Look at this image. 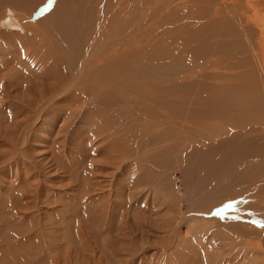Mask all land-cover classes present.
I'll return each instance as SVG.
<instances>
[{
	"label": "rangeland",
	"instance_id": "obj_1",
	"mask_svg": "<svg viewBox=\"0 0 264 264\" xmlns=\"http://www.w3.org/2000/svg\"><path fill=\"white\" fill-rule=\"evenodd\" d=\"M58 1L0 0V264H264V203L255 201L261 193L248 188L264 170V138L239 148L233 137L247 140L251 134L243 139L233 133L247 125L248 116L239 118L206 79L183 82L174 76L189 67L190 56L195 59L194 12L181 11L193 0H174L163 20L150 24L143 36L136 34L139 41L124 36L130 54L122 49L102 71L88 70L81 83L85 98L79 84V91L71 88L60 104L54 100L43 111L41 100L54 92L55 81H68L84 52H90L89 43L103 44L110 36L108 24L106 31L98 30L101 40L92 39L94 20L109 22V12H122L118 0H63L72 21L66 27L71 35L64 34L52 24L53 10L63 3ZM118 31H126L125 24ZM232 36L237 43L229 46L222 44V35L218 38L224 57L248 54L244 35ZM135 41L142 47L139 54L131 46L137 47ZM36 42L44 47L37 46V52ZM241 68L249 73L248 60ZM240 81L255 91L249 92V105H264V90L250 87L248 77ZM222 140L225 151L218 148ZM258 145L263 161L258 155L262 164L254 165L247 157Z\"/></svg>",
	"mask_w": 264,
	"mask_h": 264
},
{
	"label": "bare ground",
	"instance_id": "obj_2",
	"mask_svg": "<svg viewBox=\"0 0 264 264\" xmlns=\"http://www.w3.org/2000/svg\"><path fill=\"white\" fill-rule=\"evenodd\" d=\"M60 1V0H59ZM58 1V2H59ZM65 1V0H64ZM64 1L62 0L63 3H60L59 6L53 10V12L57 11L58 12L55 14V12H50V13H53V17H55L54 19V23H52L53 25H55L56 27H58L60 30H62V33L64 34H70L68 33L70 31V28H66L67 27V24H68V21L71 19L68 18V16L66 15V12L68 11V9L70 8H67L66 10L63 11V9H65V5L67 6L68 4H64ZM92 2V1H91ZM103 2V1H102ZM110 2V1H109ZM128 0H118L116 2V6L118 9H120V13H118L117 11H114V12H109L107 14L108 18H110V21L109 22H103L99 19H97V21L94 20V22H96V31L97 32H92V34L94 33V35H92V39H94L96 36L99 37L97 39H100L103 38L102 36H98V30L101 31V29H104L105 28V25H108L110 24V27L109 29L111 28V32H110V36L109 34H107L108 37L106 39V42L108 43L107 45H103V44H106L102 42H91L89 43V46H90V52H88V54L86 53V51L84 52V57L83 59H81L82 61L78 63V65L75 67L74 71L72 72V74L70 73V78L68 81H65L66 82H59V81H55V88H54V92L53 93H49L50 95L46 98H44L43 100H41V103H40V109L43 110V108L47 107V105H50L51 103L53 104L54 103V100H56V103L57 104H60L63 99H64V96L65 94L71 90V88L73 89V87H77L76 90H78L79 88V84L82 83L83 79L85 81V76L88 73V70H95V71H102L103 68H104V64L109 62V60H113L114 57L117 58L116 56L120 53L119 51L122 50L121 53H124L126 55H129L130 54V51H129V40H126L124 38V36L128 35V34H131L133 36L131 37H134L136 38V34L137 35H142L149 29V25L150 24H156L158 23V21L160 20H163L164 19V16L165 14L168 12V10L170 8H173V2L174 0H133V2H129ZM182 2V1H181ZM187 2H185V4H183V8L181 7V11L184 13V12H194V15L192 17V21H194L195 23V28H193V32H197V41L195 42V44L192 45V49L195 51V59H192L193 55L190 56V62L191 64L189 65V67L187 68H182V69H178L175 73H174V76H176V79L178 81H192V80H197L199 82H203L202 80L203 79H206V83L211 86L210 88H213L214 90V87L219 88V95H224L227 97L228 99V102H230L231 104H228L230 110L231 109H234V112H236L238 115H239V118L243 119V115H246L248 116V122L247 125L243 128L241 127H238L237 129L235 128V130L237 131H234V135H240L239 137H249V134H251V137L248 138L247 140H241V138H238V137H233V140L236 141V140H240L237 141V143H239L238 147L240 146V144H244V142L246 144H249L251 145L252 143L258 141L261 137L264 138V110L261 111L262 108H260V113L257 111V107H261L263 106L264 108V105H258V106H255V107H252L253 105H249L250 101H249V92L250 93H255V91L253 90H247V89H244L242 87L243 85V82L240 81V79H243L244 77H248L250 80H251V83H250V87H255L257 88L258 90H264V85L262 86V79L264 81V12H263V2L264 0H207V2L205 3L203 0H193L192 1V5H190V7H187ZM57 4V3H56ZM64 4V5H63ZM89 4V2H88ZM103 4V3H102ZM104 4H106V2H104ZM111 4V3H110ZM71 5V4H70ZM84 5V4H83ZM98 4H96V7H97ZM73 6V4H72ZM76 6V5H75ZM106 6H109V4L107 3ZM113 6V5H112ZM130 6H132L130 8ZM189 6V5H188ZM60 7H63V8H60ZM85 7V6H84ZM93 7V6H92ZM95 7V8H96ZM110 7V6H109ZM59 8V9H58ZM104 8V7H103ZM106 8V7H105ZM101 9V8H100ZM98 9V10H100ZM109 9V8H107ZM112 9V7L110 8ZM109 9V10H110ZM97 10V8L95 9ZM91 11V9H90ZM103 11V9H102ZM15 12V11H14ZM105 13V11H103ZM91 13L93 14V12L91 11ZM152 13L156 14V17L157 19L155 20H152L151 19V15ZM124 14V15H123ZM16 18L17 14L14 13L13 14ZM73 15V14H72ZM89 15V14H88ZM137 16V19L135 20L134 19V16ZM19 16V15H18ZM49 16V15H48ZM94 16V14H93ZM125 16L126 19L124 18H121ZM79 17V16H77ZM1 18V17H0ZM4 18V17H3ZM20 18V17H19ZM5 19V18H4ZM52 19V18H51ZM77 19V18H76ZM84 19V18H83ZM18 20V19H17ZM88 20V19H87ZM92 21V19H91ZM152 21V22H151ZM78 22V21H76ZM82 22V20H81ZM111 22V23H110ZM128 24H127V23ZM142 22H146L147 24L144 25L143 27H141L138 31H136V28L140 27V24ZM151 22V23H150ZM20 23V22H19ZM87 23V22H86ZM92 23V22H91ZM71 24H72V21H71ZM83 24V23H82ZM81 24V25H82ZM88 24V23H87ZM93 24V25H95ZM125 24V27H126V31L124 32H119V27L121 25H124ZM15 26V25H14ZM54 27V26H53ZM56 27H54L56 29ZM83 27V25H82ZM35 27H33L34 29ZM107 28V27H106ZM105 28V29H106ZM26 29V28H25ZM38 29V28H37ZM55 29H53V31H55ZM82 29V28H81ZM104 29V30H105ZM12 30V29H11ZM40 30V29H39ZM59 30V31H60ZM103 30V31H104ZM209 30V31H208ZM95 31V30H94ZM106 31V30H105ZM104 31V33H105ZM108 31V30H107ZM206 31V32H205ZM208 31V32H207ZM241 32L243 35H244V38H245V44L247 45V52L248 54L246 55H242V54H237V56H233V57H224V49H221L219 48L218 46L221 45V40H219V36L222 35L223 36V41H222V44L224 45H230V44H234L236 42L235 38H237V36L235 38H233L232 34L234 33H237V32ZM48 32V31H47ZM46 32V33H47ZM61 32V31H60ZM91 32V31H90ZM88 32L87 35L90 33ZM38 33V32H37ZM45 33V34H46ZM103 33V32H102ZM51 34V33H50ZM82 34V33H81ZM84 34V33H83ZM196 34V33H195ZM40 35V34H39ZM71 35V34H70ZM80 35V34H79ZM90 35V34H89ZM101 35V33H100ZM103 35V34H102ZM51 36V35H50ZM61 36V35H59ZM41 37V36H40ZM56 37V36H55ZM64 37V36H63ZM73 37V36H72ZM79 37V36H78ZM89 37V38H91ZM129 37V35L127 36ZM39 38V37H37ZM42 38V37H41ZM62 38V36H61ZM85 38H87L85 36ZM239 38V37H238ZM243 38V37H240V39ZM45 39V38H44ZM240 39H238V43L242 42ZM38 40V39H37ZM40 40V38H39ZM65 40V39H64ZM67 40V39H66ZM136 40H138V37L136 38ZM42 41H45V40H42ZM84 41L86 42V40L84 39ZM90 41V40H89ZM88 41V42H89ZM139 41V40H138ZM137 43V47L135 46L136 44H134V42L131 44L132 47L136 48L134 53H137V52H140L142 47L140 46V43L135 41ZM87 43V42H86ZM128 45H127V44ZM237 43V42H236ZM41 43L40 42H36L34 43L33 45L35 46L33 49L34 51L36 50L35 48L38 46L39 49H41ZM84 44V43H83ZM72 45V44H71ZM86 45V44H84ZM244 45V44H243ZM130 46V45H129ZM245 46V45H244ZM37 47V50L39 51ZM79 47V46H77ZM83 47V46H82ZM44 48V47H43ZM118 50H117V49ZM31 49V48H29ZM36 50V52H37ZM72 50V49H71ZM183 50V49H182ZM29 51V50H28ZM28 51L26 50V53H28ZM43 51L40 50V52ZM192 51V50H191ZM192 51V53L194 52ZM52 52V51H51ZM68 52V51H67ZM184 52H188V50L184 49ZM182 52V53H184ZM228 52H230L228 50ZM32 52H30L29 54H31ZM34 53V52H33ZM48 53V52H47ZM71 53V51H70ZM40 54V53H39ZM50 54V52H49ZM139 54V53H137ZM29 58H30V55H28ZM36 56V55H35ZM58 56V55H57ZM74 56V55H73ZM73 56L71 58L70 56V59H73ZM121 56V55H120ZM125 56V55H124ZM123 57V56H121ZM126 57V56H125ZM136 57V56H135ZM47 58V57H46ZM50 58V57H49ZM75 58V56H74ZM120 58V57H118ZM69 59V58H67ZM32 60V59H31ZM243 60H248V65H249V73L248 74H245L244 73V70L241 68L242 67V63H243ZM42 61V60H41ZM117 61L119 62L120 59H117ZM123 60H121L122 62ZM40 62V61H39ZM74 62V60H73ZM113 62V61H111ZM115 62V61H114ZM119 62V63H121ZM48 63V62H47ZM71 64V63H70ZM115 64H118V63H115ZM125 64L126 65H131L130 62H129V58H127L125 60ZM37 65V64H36ZM69 65V64H68ZM119 65V64H118ZM61 67V66H60ZM115 67H118L115 65ZM40 68V67H39ZM49 68V67H48ZM125 68V67H124ZM240 68V69H239ZM51 69V68H50ZM62 69V68H60ZM113 69L115 68H112V71ZM239 69V70H238ZM110 70V69H109ZM117 70V69H116ZM51 71V70H50ZM92 71V72H93ZM115 71V70H114ZM113 71V72H114ZM119 71H120V67H119ZM59 72V71H58ZM90 72V71H89ZM106 72V71H105ZM111 72V71H110ZM118 73V70L116 71ZM123 72V71H121ZM260 72V74H259ZM63 73V71H62ZM101 73V72H100ZM103 73V72H102ZM2 74V73H1ZM49 74V73H48ZM65 74V73H63ZM69 74V73H68ZM96 74V72H95ZM62 75V74H61ZM102 75V74H101ZM110 75V74H109ZM144 75V73H143ZM261 75V76H260ZM89 75H87V79L89 78L88 77ZM111 76V75H110ZM120 76V75H118ZM63 77V76H62ZM65 77V75H64ZM113 77V76H112ZM115 77V76H114ZM262 77V78H261ZM91 78V77H90ZM41 79V78H40ZM63 79V78H62ZM86 79V80H87ZM99 79V78H98ZM112 79V78H111ZM110 79V80H111ZM120 79H121V76H120ZM132 79V78H131ZM149 79V78H148ZM91 80V79H90ZM83 81V84H85ZM95 81V80H93ZM99 81V80H98ZM113 81V80H112ZM118 81V80H116ZM132 82V80H130ZM177 81V82H178ZM204 81V82H205ZM88 81H86L87 83ZM103 82V81H102ZM108 82V81H107ZM115 82V80H114ZM113 82V83H114ZM136 82V81H135ZM90 83V82H88ZM126 83V82H125ZM153 83V82H152ZM160 83V82H159ZM96 84V83H94ZM93 84V85H94ZM121 84V83H119ZM124 84V82H123ZM148 84V83H146ZM52 85V84H51ZM88 84H86V87H87ZM105 85V84H104ZM122 85V84H121ZM119 85V89H120V86ZM43 86V85H42ZM53 86V85H52ZM82 86V84L80 85V87ZM99 86V85H98ZM145 86V85H143ZM148 86V85H147ZM159 86V85H158ZM161 86V85H160ZM51 87V86H50ZM83 87V86H82ZM82 87L80 90L81 92V95H83V92H82ZM85 87V86H84ZM83 87V89H84ZM89 87V86H88ZM110 87V86H109ZM108 87V88H109ZM113 87V86H112ZM150 87V86H148ZM171 87V86H170ZM99 88V87H98ZM97 88V89H98ZM111 88V87H110ZM159 88V87H158ZM215 88V89H216ZM87 89V88H86ZM84 89V90H86ZM137 89V88H136ZM147 89V88H146ZM75 90V89H74ZM78 90V91H79ZM138 90V89H137ZM154 90V89H153ZM242 90V92H241ZM90 91V90H88ZM98 91H100V89H98ZM209 91V90H208ZM224 92L223 94L221 92ZM109 92V91H108ZM107 92V93H108ZM112 92V90H110V93ZM210 92V91H209ZM216 92V91H215ZM45 93V92H44ZM76 93V91H75ZM90 93V92H89ZM101 93V92H100ZM149 93V92H148ZM218 93V92H217ZM216 93V94H217ZM92 94V93H91ZM96 94H97V91H96ZM104 94V93H103ZM109 94V93H108ZM115 93L112 92V95H114ZM132 94V93H131ZM166 94V93H165ZM262 94V97H263V100H264V92L261 93ZM105 95V94H104ZM118 95V94H116ZM115 95V96H116ZM256 95V94H255ZM41 96V95H40ZM43 96V95H42ZM77 96V95H76ZM84 96V95H83ZM98 95H95V98L97 97ZM103 96V95H102ZM109 96L112 98V96L109 94ZM124 96V95H123ZM210 96V95H209ZM86 96H84L85 98ZM219 97V96H218ZM62 98V99H61ZM94 98V97H93ZM99 98V97H98ZM109 98V97H108ZM110 98V99H111ZM116 98V97H115ZM122 98V97H121ZM128 98V97H127ZM130 98V96H129ZM156 98V96H155ZM170 98V96H169ZM67 98H65L66 100ZM78 99V98H77ZM87 99V98H86ZM118 99V97L116 98ZM143 99H146V98H143ZM142 99V100H143ZM154 99V98H153ZM217 99V98H216ZM79 100V99H78ZM100 100V99H99ZM105 100V99H104ZM107 100V98H106ZM115 100V99H113ZM112 100V101H113ZM125 100V99H124ZM123 100V101H124ZM158 100V99H157ZM160 100V99H159ZM225 100V99H224ZM237 103H233L232 101H237ZM109 101V100H108ZM107 101V103H108ZM116 101V100H115ZM132 101V100H131ZM141 101V100H140ZM145 101V100H144ZM72 102V100H71ZM77 102V101H76ZM101 102V101H100ZM119 102V101H118ZM163 102V101H162ZM75 103V101H74ZM73 103V104H74ZM95 103V101H94ZM97 104H99L98 102H96ZM102 103V102H101ZM120 103H121V100H120ZM119 103V104H120ZM169 103V102H168ZM92 104V103H91ZM109 104V103H108ZM116 104V103H115ZM133 104V103H132ZM158 104V103H157ZM77 105V104H76ZM75 105V106H76ZM96 104H94L95 106ZM103 105V104H102ZM101 105V107H102ZM118 105V104H117ZM135 105V104H134ZM74 106V107H75ZM100 106V104H99ZM111 106V105H110ZM139 106V105H138ZM159 107L161 106L158 105ZM39 107V106H38ZM36 107V108H38ZM58 107V106H57ZM96 107V106H95ZM121 107V106H119ZM122 107H123V104H122ZM137 107V106H136ZM144 107V106H143ZM228 108V109H229ZM101 109V108H100ZM117 109V108H116ZM122 109V108H121ZM131 109V108H130ZM45 110V109H44ZM43 110V111H44ZM63 110V109H62ZM143 110V109H142ZM243 110H245V112L243 113ZM40 111V110H39ZM42 112H40L36 117H35V121H37L36 119L40 120V116L42 115ZM64 111V110H63ZM116 111V110H115ZM126 111V110H125ZM128 111V110H127ZM247 111V112H246ZM47 112V111H46ZM120 113V112H123V109L122 111H116V113ZM130 112V111H128ZM164 112V111H163ZM256 112V114L254 115V113ZM263 112V117L261 116ZM230 113V112H229ZM70 114V112H69ZM130 114V113H129ZM128 114V116H129ZM165 114V113H164ZM248 114V115H247ZM261 114V115H260ZM83 115V114H82ZM119 114H117L118 116ZM122 114H120L121 116ZM260 115V116H259ZM100 116V115H99ZM119 116V117H120ZM126 116V115H124ZM123 115L121 117H124ZM141 116H142V113H141ZM139 117V116H135V119H142V117ZM143 116L145 117V115L143 114ZM235 116V115H234ZM55 117L56 118H59V113L55 114ZM127 117V116H126ZM134 117V116H133ZM232 117V116H231ZM82 119V118H81ZM134 119V118H133ZM238 119V118H237ZM250 119V121H249ZM86 120V119H85ZM97 120V119H96ZM226 120V119H225ZM232 119H230L231 121ZM235 120V119H234ZM17 121V120H16ZM123 121V120H122ZM162 121V120H161ZM34 122V121H33ZM227 122V121H226ZM30 123V122H29ZM28 123V124H29ZM37 123V122H36ZM89 123V121H88ZM237 123V122H235ZM234 123V124H235ZM32 124V123H30ZM30 124L29 126H27L26 129H28V127H30ZM143 124V123H142ZM146 124V123H144ZM33 125V124H32ZM138 125V124H137ZM237 126V124H235ZM35 126V125H34ZM120 127V126H119ZM239 128H241L239 130ZM31 129V128H30ZM231 130V129H230ZM25 131V130H24ZM236 133V134H235ZM120 134V133H119ZM144 134V133H143ZM231 133V135H233ZM172 135V134H171ZM260 135V136H259ZM119 136V135H117ZM121 136V134H120ZM112 138V137H111ZM117 138V137H116ZM120 138V137H119ZM210 138V137H209ZM213 138V137H212ZM211 138V139H212ZM237 138V139H236ZM91 139V138H90ZM214 139V138H213ZM227 139V138H226ZM244 139V138H243ZM224 140V139H223ZM222 140V142L220 143H223L224 145H218L220 148V150L223 148L224 151H225V143L224 141ZM233 140H229V141H232ZM215 141V139H214ZM228 141V143H229ZM264 141V140H263ZM262 142V141H260ZM259 142V143H260ZM177 143V142H176ZM228 143L226 145H228ZM257 143V142H256ZM233 144L235 147V143H231ZM255 144V143H254ZM230 145V144H229ZM21 146V145H20ZM244 146V145H243ZM242 146V147H243ZM262 145H258L257 147L256 146H253L254 148L256 147L257 149H255V152L256 154H253V155H250L248 156L247 153L245 155H247L248 157V162H251V164L253 163L254 165H258V164H262V153L259 151L261 148L263 147H260ZM241 147V146H240ZM239 147V148H240ZM249 147V146H248ZM22 148V147H21ZM217 148V146L215 147V149ZM217 148V149H218ZM232 148V147H231ZM237 148V147H236ZM250 148V147H249ZM234 149V148H233ZM242 149V148H241ZM253 152V148H250ZM219 150V149H218ZM218 150H214V151H217ZM240 150V149H239ZM245 150L246 147H245ZM249 150V149H248ZM262 150V149H261ZM241 151V150H240ZM221 152V151H220ZM230 152V151H229ZM239 152V151H238ZM242 152V151H241ZM240 152V153H241ZM251 152V151H250ZM249 152V153H250ZM123 154V152H121ZM219 153V152H218ZM222 153V152H221ZM220 153V155H221ZM239 153V154H240ZM14 154V153H13ZM16 154V153H15ZM224 154V152L222 153ZM238 154V153H237ZM244 154V153H243ZM217 156H219L218 154H216ZM225 155V154H224ZM244 155V156H245ZM258 155L261 157L260 159L262 160L261 162L259 161V157ZM264 155V153H263ZM123 157V155H121ZM227 156V155H226ZM229 156V155H228ZM235 156H236V152H235ZM230 157V156H229ZM234 157V156H232ZM231 158V157H230ZM246 158V156H245ZM246 158V159H247ZM232 159V158H231ZM236 159H238L236 157ZM241 159V157H240ZM243 159V158H242ZM229 160V158H228ZM113 161V160H111ZM122 161V160H121ZM235 161V158L233 159V162ZM253 161V162H252ZM117 162V161H115ZM124 162V161H123ZM245 162V161H244ZM240 163H243L240 161ZM121 164V162H120ZM232 164V163H231ZM239 164V163H238ZM236 164V165H238ZM247 164V163H245ZM245 164H241V165H245ZM17 165V164H16ZM117 165V164H116ZM234 165H235V162H234ZM235 165V166H236ZM253 165V166H254ZM251 166L252 168H255ZM23 167V166H22ZM231 167V166H230ZM242 167V166H241ZM245 167H249L250 168V165H245ZM263 169H264V166H262ZM10 168V167H9ZM117 168V167H116ZM243 168V169H244ZM250 168V169H252ZM257 170L260 169L258 167H256ZM245 170V169H244ZM247 170V169H246ZM255 170V169H253ZM261 171V170H260ZM248 172H250L248 170ZM247 174H250L252 173V171L250 173ZM256 172V171H255ZM254 172V173H255ZM258 172V171H257ZM262 172H264V170H262ZM261 172V173H262ZM259 173V172H258ZM257 173V174H258ZM259 173L261 178H257L256 180H254L252 183L249 184V187H251V191L255 192V193H261L260 196H257L255 198V195H253L255 198V201L259 202L260 203H264V189H261L262 187H264V174H263V177L261 176L262 174ZM26 174V173H25ZM246 172H245V175H247ZM257 174H254L255 178L257 177L256 175ZM253 175V174H250V176ZM39 176V175H38ZM110 176V175H109ZM249 177V176H248ZM131 178V177H130ZM254 177H252L253 179ZM6 179V178H4ZM133 179V178H131ZM248 179V178H247ZM251 179V177H250ZM249 179V180H250ZM7 180V179H6ZM251 181V180H250ZM113 182V181H112ZM12 183V182H10ZM15 183V182H14ZM35 183V181H34ZM5 184V183H4ZM9 184V183H8ZM30 184V183H29ZM28 187V186H27ZM34 187V186H33ZM27 189V188H26ZM16 190V189H15ZM9 193V192H8ZM38 193V192H37ZM251 193V192H250ZM254 193V194H255ZM11 194V193H10ZM252 194V193H251ZM36 195V194H35ZM258 195V194H257ZM110 197V195H109ZM42 198V197H41ZM44 198V197H43ZM37 200V199H36ZM26 201V200H25ZM30 201V200H29ZM246 201V200H245ZM244 201V202H245ZM254 202V201H253ZM24 203V202H23ZM160 203V202H159ZM247 203V202H246ZM161 204V203H160ZM254 204V203H253ZM26 205V204H25ZM257 205V204H256ZM28 206V205H27ZM35 206V205H34ZM33 206V207H34ZM248 206V205H247ZM255 206V205H254ZM16 207V206H15ZM25 209V208H24ZM30 209V208H29ZM23 210V209H22ZM27 211V210H26ZM25 212V210H24ZM33 213V212H32ZM264 215V214H263ZM10 216V215H9ZM21 216V215H20ZM2 218V217H1ZM4 219V218H3ZM97 219V218H96ZM38 220V219H36ZM6 221V220H5ZM3 224V223H2ZM170 224V223H169ZM46 227V226H45ZM26 228V227H24ZM29 228V227H28ZM16 230V229H15ZM25 230V229H24ZM53 231V230H52ZM33 232V231H32ZM19 235V234H18ZM176 235V234H175ZM36 236V235H35ZM46 240V239H45ZM44 240V241H45ZM171 241V240H170ZM177 241V239H176ZM17 244V243H16ZM40 244V243H39ZM180 244V243H179ZM14 245V244H13ZM4 253V252H3ZM87 255V254H86Z\"/></svg>",
	"mask_w": 264,
	"mask_h": 264
}]
</instances>
